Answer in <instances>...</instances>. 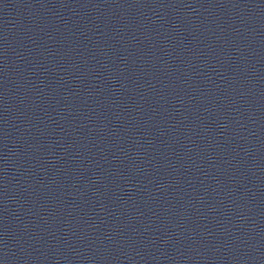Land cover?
I'll list each match as a JSON object with an SVG mask.
<instances>
[{
	"label": "water",
	"instance_id": "1",
	"mask_svg": "<svg viewBox=\"0 0 264 264\" xmlns=\"http://www.w3.org/2000/svg\"><path fill=\"white\" fill-rule=\"evenodd\" d=\"M0 264H264V0H0Z\"/></svg>",
	"mask_w": 264,
	"mask_h": 264
}]
</instances>
